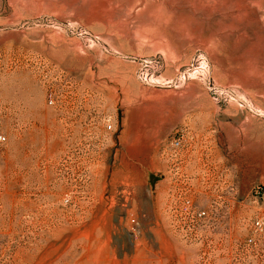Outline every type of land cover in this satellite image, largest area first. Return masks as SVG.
Returning a JSON list of instances; mask_svg holds the SVG:
<instances>
[{
  "label": "rangeland",
  "instance_id": "obj_1",
  "mask_svg": "<svg viewBox=\"0 0 264 264\" xmlns=\"http://www.w3.org/2000/svg\"><path fill=\"white\" fill-rule=\"evenodd\" d=\"M0 136V264H264V0H0Z\"/></svg>",
  "mask_w": 264,
  "mask_h": 264
},
{
  "label": "built area",
  "instance_id": "obj_2",
  "mask_svg": "<svg viewBox=\"0 0 264 264\" xmlns=\"http://www.w3.org/2000/svg\"><path fill=\"white\" fill-rule=\"evenodd\" d=\"M50 101H52V100H50ZM108 128L110 129L111 125H108ZM4 141H5V138L3 136H0V145H2ZM180 146H181L180 137L175 135L171 141V147H172V149H178ZM203 215H205L204 212L199 213V216H203Z\"/></svg>",
  "mask_w": 264,
  "mask_h": 264
},
{
  "label": "bare ground",
  "instance_id": "obj_3",
  "mask_svg": "<svg viewBox=\"0 0 264 264\" xmlns=\"http://www.w3.org/2000/svg\"><path fill=\"white\" fill-rule=\"evenodd\" d=\"M99 1V0H98ZM211 3V2H210ZM107 4V3H106ZM109 4H107V6H108ZM113 14V13H112ZM133 31V30H132ZM159 128H160V126H157V129L155 130V132H158V130H159ZM154 132V131H153Z\"/></svg>",
  "mask_w": 264,
  "mask_h": 264
}]
</instances>
